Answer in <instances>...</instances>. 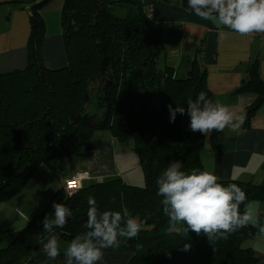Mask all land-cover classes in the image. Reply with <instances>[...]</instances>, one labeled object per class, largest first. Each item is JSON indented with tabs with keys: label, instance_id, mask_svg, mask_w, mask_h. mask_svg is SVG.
I'll return each instance as SVG.
<instances>
[{
	"label": "trees",
	"instance_id": "1",
	"mask_svg": "<svg viewBox=\"0 0 264 264\" xmlns=\"http://www.w3.org/2000/svg\"><path fill=\"white\" fill-rule=\"evenodd\" d=\"M47 1L23 2L30 23L27 64L0 72V202L18 195L39 166L53 167L56 159L78 152L94 131L104 129L118 141L133 140L145 184L138 187L115 176L82 185L71 196L62 188L54 191L25 227L0 230V264H63L65 245L86 231L89 196L96 199L100 211L127 208L147 228L119 248L104 249L132 252L128 264H256L250 246L255 235L252 224L227 239L210 242L203 233L178 232L183 225L169 223L157 195L156 179L170 162L180 161L185 172L204 171L200 161L204 137L190 130L186 101L201 91L214 98L197 58L190 61L185 77L175 76L163 58L161 24L141 0H63L60 19L67 63L47 68L42 60L40 15ZM180 3L184 11L192 12L187 0ZM256 66L255 59L236 90L257 95L256 102L242 111L245 125L264 102V82ZM169 104L186 110L184 115L176 114L174 123H170ZM218 182L239 185L247 195L245 204L264 198L262 185ZM53 202L64 203L73 217L65 227L53 229L65 245L60 246L57 261L50 262L33 252L40 250L36 240L49 234L41 221L52 215ZM244 207L240 206L241 212ZM148 240L149 245L144 243Z\"/></svg>",
	"mask_w": 264,
	"mask_h": 264
},
{
	"label": "crops",
	"instance_id": "2",
	"mask_svg": "<svg viewBox=\"0 0 264 264\" xmlns=\"http://www.w3.org/2000/svg\"><path fill=\"white\" fill-rule=\"evenodd\" d=\"M141 1L151 18L161 24L163 58L176 77L187 75L190 61L195 57L205 69L206 87L214 101H220L237 114L256 102L255 93L236 90L255 59L258 76L264 82V38L254 34L241 36L214 19L202 20L193 12L184 11L180 0ZM23 2L25 0H0V72L22 69L27 64L30 23L29 9ZM62 5L63 0H48L40 9L44 22L42 60L47 68H59L67 63L60 19ZM172 49H175L174 54ZM203 137L200 161L204 171L212 172L219 180H241L264 186V102L258 104L247 125L243 123L236 131L225 128L214 139L210 134ZM134 153L132 139L121 142L107 129L96 130L78 152L64 157L74 158L77 168L62 175L87 171L91 179L85 180L83 185L115 176L131 182L128 171L137 167ZM43 168L34 172L32 180H42L39 175L44 174ZM64 169L60 163L61 173ZM44 182L40 198L25 201L24 189L5 201L7 207L0 209V230L22 229L27 218L42 208L58 188L52 178ZM40 199H45L43 204ZM248 205L254 214L249 223L255 227L250 246L256 264H264V232H261L264 198L252 200ZM103 251L101 264H128L132 255L130 251Z\"/></svg>",
	"mask_w": 264,
	"mask_h": 264
},
{
	"label": "clouds",
	"instance_id": "3",
	"mask_svg": "<svg viewBox=\"0 0 264 264\" xmlns=\"http://www.w3.org/2000/svg\"><path fill=\"white\" fill-rule=\"evenodd\" d=\"M188 8L200 19H214L241 36L264 33V0H187ZM171 49V48H170ZM173 54H174V50ZM187 115L190 117V130L205 136L225 128L236 131L244 123L246 114H237L220 101L208 99L207 94L199 92L188 98ZM170 123L176 114H185V108L168 105ZM219 177L209 171L182 170L180 161H172L156 179L157 195L162 197L163 213L172 225H183L178 232L203 233L210 242L227 239L238 229L246 227L253 220V209L245 204L247 195L236 183L224 185ZM85 223L86 231L75 236L63 251V264H101L104 249L119 248L121 244L136 238L142 230L143 222L134 217L127 208L122 211H100L97 201L89 196ZM244 204V211L240 206ZM7 207L0 202V209ZM52 215H45L41 223L43 230L51 233L54 228L67 225L73 212L64 203L53 202ZM29 218H27L28 222ZM26 224L24 225V227ZM264 232V228H261ZM190 249L186 244L184 250ZM43 254L47 261H57L61 248L53 235L33 255Z\"/></svg>",
	"mask_w": 264,
	"mask_h": 264
},
{
	"label": "rangeland",
	"instance_id": "4",
	"mask_svg": "<svg viewBox=\"0 0 264 264\" xmlns=\"http://www.w3.org/2000/svg\"><path fill=\"white\" fill-rule=\"evenodd\" d=\"M130 1H134V0H130ZM90 110H91V108H90ZM134 152H135V150H134ZM134 155H135L136 160H137V167H135L134 169H130V171H128L129 172L128 173L129 180L131 182L127 181L126 183L131 184V185H135L138 187H143L145 182H144V176H143V172H142V168H141V162H140V159L137 156L136 152L134 153ZM60 163H62L65 167V169H64V171H62V173L60 171ZM76 164H77V162L74 160V158H60V159L56 160L55 162H53V167H49L46 164H42L41 166H39V167H44L42 170L45 171L44 174L39 175V177H42V180H40V181H37V179L32 180L33 176H31L29 178L28 182L26 183V185L24 186V188L22 189V190L25 189L23 199H25V201H27V199L33 200L34 198H38V197L40 198V195L43 192V190H42L43 185L42 184L45 183L44 180H49L50 178H52L53 181L55 182L56 186H58V188L56 187V190L60 189L61 183L59 182V178L61 176H63L62 175L63 172L69 173L71 170H76V168H77ZM38 168L36 170H38ZM36 170L34 172H36ZM130 172L132 175H130ZM39 173H41V172H39ZM71 176L72 175H68L65 177L70 178ZM34 181H36V182H34ZM52 194H50V195L47 194V197H48V195L50 197ZM48 198L46 199L45 202L48 201ZM44 200L41 201V199H40L41 204H43ZM142 229H147V228H145L143 226ZM53 235L57 238L60 246L65 245L64 242L59 240L57 233L52 231L51 233L47 234L46 236L40 238L39 240H36V242H35L36 248L41 249L42 245L47 242V240L50 238V236H53ZM144 243H146L148 245L150 244L149 240H148V242L145 241Z\"/></svg>",
	"mask_w": 264,
	"mask_h": 264
},
{
	"label": "built area",
	"instance_id": "5",
	"mask_svg": "<svg viewBox=\"0 0 264 264\" xmlns=\"http://www.w3.org/2000/svg\"><path fill=\"white\" fill-rule=\"evenodd\" d=\"M254 35H260L262 38H264V33H252ZM91 179L90 174L87 171L77 172L74 175H72L70 178H66L65 176H61L59 178V182L61 183V188L63 192L71 196L73 193H75L78 189H80L83 185V182L85 180ZM74 182V185L70 187V183Z\"/></svg>",
	"mask_w": 264,
	"mask_h": 264
},
{
	"label": "snow or ice",
	"instance_id": "6",
	"mask_svg": "<svg viewBox=\"0 0 264 264\" xmlns=\"http://www.w3.org/2000/svg\"><path fill=\"white\" fill-rule=\"evenodd\" d=\"M74 185V182L70 183V187Z\"/></svg>",
	"mask_w": 264,
	"mask_h": 264
}]
</instances>
